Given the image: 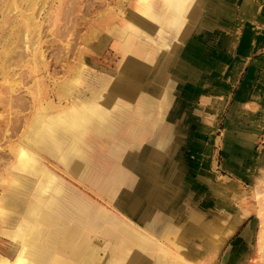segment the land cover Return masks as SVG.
I'll return each instance as SVG.
<instances>
[{
    "label": "rangeland",
    "instance_id": "374dc122",
    "mask_svg": "<svg viewBox=\"0 0 264 264\" xmlns=\"http://www.w3.org/2000/svg\"><path fill=\"white\" fill-rule=\"evenodd\" d=\"M156 1L158 8L160 1ZM236 1L223 0L225 7L222 8V0H215L220 15L210 29L213 36L218 35V43L222 36L228 37L233 32L232 21L239 7ZM134 5L135 0H0L1 253L13 256L19 247V241L12 234L17 223L12 221L21 214L18 203L23 205L34 192L32 178L35 177L14 168V164L18 162L17 155L22 148L32 147L25 138L31 133L36 114L51 115L58 107L66 105L77 90L91 95L94 86L100 87L102 81L119 70V63L126 56L117 46V37L110 29L115 25L126 29L129 10ZM167 35L172 42L174 37L169 32ZM137 39L130 38V41L141 55L144 48ZM157 54L159 52L155 56ZM173 54L172 59L165 57L162 61L168 62L172 69L177 68L180 61L175 50ZM212 54L208 47L195 61L182 60L186 63L185 69L189 70L186 78L192 84L188 88L191 92L188 104L196 98L200 106L194 110H199L196 111L198 124L194 126L197 144L188 145L185 150L179 145L177 157L184 151L194 165L186 167L180 156V160L176 155L169 158L179 172L181 186H185L184 181L192 176L196 187L189 192L196 194V203L203 205V210L219 222L220 228L212 233L209 241L199 242L195 237L187 241L181 239L180 236L186 237L185 224L193 217L184 198L186 194L172 209L177 214L187 212L184 217L175 218L174 225L164 234L151 231V227L146 229L128 210L129 199L135 198L141 179L149 182L147 172L156 170L157 166L164 167L150 159V156H159L152 145H157L164 136L169 141L174 136V131L167 133L170 123L167 117L158 116V97L151 95L154 100L151 110L148 107L140 110L137 102L129 100L130 106L127 104V108L112 112L111 129L104 133L89 129L80 142L82 152L73 154L69 163L66 161L69 165L37 148L40 160L59 173L64 182V189L54 196L58 201L46 206L47 221L42 227L47 234L56 232L59 240L70 243L65 255L60 246H53L49 239L41 242L49 250L47 264H54L57 257L70 261V250L77 244L82 247L78 259L72 258L77 264L86 256H90L87 264H141L138 261L141 259H137L140 256L147 258L146 264H264V202L261 201L264 199V103L253 100L242 107L238 124L230 125L227 112L233 98L230 92L226 93L230 76L226 68L214 64ZM142 73L146 78L150 72ZM139 79L129 77L127 88L148 92ZM173 81L168 82L171 93L176 83ZM221 82L227 84L222 86ZM249 86L247 84L245 89ZM221 96L230 97L222 109L218 101H214ZM238 106L241 107L242 102ZM165 110L167 112L168 108ZM96 123L94 121L93 125ZM255 132L257 135L253 137ZM20 172L24 175L22 185L11 180ZM185 191L188 193L187 187ZM150 203L151 200L146 207H150ZM247 211L219 248L218 234L226 229L231 216ZM160 213V207H156L154 217L163 226L166 219ZM218 217L223 221L220 222ZM147 220L150 222V218ZM121 222L145 233L149 242L142 244L143 254L139 256L135 251L120 257L110 253V258L100 260L104 249L112 243L106 229L118 230ZM71 225H78L80 230H71ZM250 225L253 227L250 234H244L243 229ZM241 232L243 238L247 236V241L233 253L231 249ZM69 233L75 237L69 238Z\"/></svg>",
    "mask_w": 264,
    "mask_h": 264
},
{
    "label": "bare ground",
    "instance_id": "6f19581e",
    "mask_svg": "<svg viewBox=\"0 0 264 264\" xmlns=\"http://www.w3.org/2000/svg\"><path fill=\"white\" fill-rule=\"evenodd\" d=\"M159 1L161 7L157 8L158 1L156 0H135L134 8L129 10L130 18L127 20L126 29L116 25L111 27L110 32L117 37V46L122 48L123 56H126L119 63V70L114 73L112 72L113 76L111 78L102 81L103 83L98 88L94 86L91 95L87 94L86 91L77 90L78 92L72 95L66 105L58 107L51 115L36 114V118L31 125V133L25 138L32 147L29 146L27 149L22 148L17 155L18 162L14 164V168L22 171L24 174L35 177L32 178L35 181V188L31 198L27 199L23 205L18 203L21 214L15 222L12 221L14 224L17 223L16 229L12 231V234L19 241L17 243L19 247L17 246V250L13 256L0 252V264H47L50 259V255H48L49 250L41 242L49 239L55 247L61 244L57 233L50 232L47 234L48 232H45L42 224L43 222L45 223V220L47 221V217L44 214L45 211L47 212L46 206L58 201L57 198L54 199V196H56V192L64 189V182L59 173L40 160V153L37 148L42 150V152H47L57 157L65 163H69V159L73 154L82 152L80 142L85 138L89 129L94 128L99 133H104L106 129H111L112 112L114 109L119 111L122 108H127V104L130 106L132 102H137L138 109L140 110H143L145 107L151 110L154 101L151 95L158 97V116L167 117L170 122L168 123L169 129L167 133L174 131V136H171L170 141L165 140L164 136L163 140H157L159 141L157 145H152L153 150L155 152L158 151L159 156H150V159H153L157 165L163 164L164 167L157 166L156 170L148 171L149 182L141 179L142 183H140L139 191L135 194V198L129 199V204H127L128 210L146 229L151 227V231L164 234L174 225L175 220L179 216L184 217V213L187 212L184 210V212L177 214L172 209L179 202V198H182L186 194L184 198L191 208L193 217L187 221L183 228L184 236L186 237L180 236V238L187 241V239L195 237L199 242L206 241L207 239L209 241L212 233L220 228L219 222H216L215 218H210L207 210H203V205L200 204L199 206L196 203V194L189 192V190H193L196 187L193 184L192 176L184 181L185 186L188 188V193H186V187L181 186L182 183L178 179L179 172L175 169L174 163H170L171 159L169 158L176 155L178 160H180V157L182 158L181 161L186 167L194 165L188 161L189 159L184 151L181 155L178 154L177 157L179 145L185 150L188 145L197 144L195 138L197 131L194 126L198 124L199 118L196 111L199 110H194L200 106L196 102V98L191 104H188L187 98L191 94L188 88L192 87V84L186 78L189 70L185 69L184 64L186 65V63H183L182 60L195 61L196 57L208 47L213 51V54L214 52L218 54L221 63L224 58H229L228 54L217 45L218 35L213 36L210 29L220 15V8L216 7L215 0ZM147 2L149 6H145ZM223 6L222 0V8ZM210 22L211 24L209 25ZM167 32L174 37L172 42L169 41ZM144 36H146V39H143ZM212 36L214 39L210 42ZM136 37L139 44L144 48L141 55L137 54L139 53L137 51L138 48L130 41V38ZM227 38L226 35L225 37L222 36V44L219 43L220 46L225 44ZM179 41H183L184 43H180ZM174 50L180 56L178 57L180 59L179 65H177L178 69H172L170 64L168 66V62L166 64L162 62L165 57L172 59L173 57L171 56L174 55ZM158 52L159 54L155 56ZM233 64L236 66L235 76H237L245 61L238 59ZM137 71H139L140 76L139 74H135ZM145 71L150 72L146 78L142 73ZM235 76H232V81L235 80ZM129 77L133 79L137 78V80L141 77L139 80L143 81L148 92H143L140 89L134 90L130 87L127 88ZM171 79H174L176 82L173 87V94L168 86V82ZM224 83L221 82L222 86ZM129 100H132V102L128 103ZM227 100V96H221L216 97L214 101H218V105L222 109ZM165 107L168 108L167 112ZM190 116L192 117L190 118ZM231 116L234 117V110L228 117L229 122ZM94 121H97V123L93 125ZM113 128L115 127L113 126ZM34 146L36 150L33 149ZM134 153H137V151ZM163 157L165 160H163ZM42 171L44 172L43 175L41 174ZM23 173L14 174L17 176L16 178L15 176L14 178L11 177L13 183L24 184L22 181ZM146 193H148V196ZM150 200V207H146ZM261 201L264 202V199ZM156 207H160V214L162 218L166 219L163 226H161L160 220L154 217L153 212L156 210ZM247 214L248 211L246 214L238 213L231 216V221L226 226V229L218 234L219 248L225 238L235 231L237 224ZM147 218H150V222ZM222 218L224 217L222 216ZM220 220V222L223 221V219ZM6 221H8V218ZM145 223L150 224L146 225ZM251 227L252 225L247 226L244 234H250ZM117 228L118 230L106 229L112 243L111 247L104 249V257L102 259L100 257L99 259L110 258V253L119 255L120 257L128 252L135 253V251L139 256L143 254L141 250L142 244L149 242L145 238V233L141 230L131 229L127 222H121ZM76 229L80 230L78 225L71 227V230ZM263 230L262 232L264 233ZM51 236L52 238H50ZM68 237L75 236L69 233ZM260 240L262 241V239H259V242ZM59 248L66 251V246L63 244ZM73 249L74 251L72 252L71 260L67 262L68 264H75L72 258L76 259L82 252V247L78 246V244ZM138 261L141 264H146L147 258Z\"/></svg>",
    "mask_w": 264,
    "mask_h": 264
},
{
    "label": "crops",
    "instance_id": "0c3cea01",
    "mask_svg": "<svg viewBox=\"0 0 264 264\" xmlns=\"http://www.w3.org/2000/svg\"><path fill=\"white\" fill-rule=\"evenodd\" d=\"M236 3L239 6H237L238 13L232 21L233 32L229 34L228 38L225 40L224 45L227 44V47H224V45L220 46L222 41L220 44L217 43L219 48L228 54L229 58H224L220 65L219 61L221 60H219L218 54L214 52L212 55L214 64L220 68H226L227 75L230 76L227 92H230V97L233 99L227 112V118L231 115L233 110L235 117L231 116L230 125L238 124L242 107L245 108L246 105L250 104L253 100L264 103V0H237ZM238 59L240 61L244 60L245 64L239 74L235 76V80L232 81L230 78L236 73V66H234L233 63ZM247 84H250V86L246 90L245 86ZM231 85H233V87ZM235 86L237 89H235ZM230 97H228V99H230ZM239 102H242L241 107L238 106ZM257 130L258 128L255 129V131ZM257 132L254 133L253 137H256ZM246 227L247 226H245V228ZM242 232L237 236L233 244V248L231 249L233 253L240 250L242 245L247 241L245 240L247 236L243 238ZM60 243L61 247L63 244L66 248L70 249V243L65 242V240L60 239ZM73 247L70 250L71 252L74 251ZM64 253L66 255V251H64ZM78 257L76 259H78ZM100 257H104V253H102ZM89 258L90 256H86L83 261H80V264H87ZM134 259H136V257H134ZM137 259H143V257H138ZM61 261L62 263H60ZM68 261L69 260H64L62 257H57L54 259L53 263L68 264ZM75 264L77 263L75 262Z\"/></svg>",
    "mask_w": 264,
    "mask_h": 264
}]
</instances>
